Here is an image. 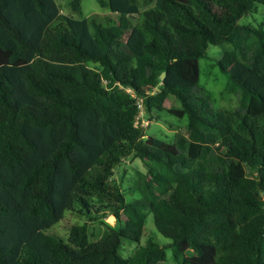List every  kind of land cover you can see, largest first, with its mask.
<instances>
[{"label": "trees", "instance_id": "obj_1", "mask_svg": "<svg viewBox=\"0 0 264 264\" xmlns=\"http://www.w3.org/2000/svg\"><path fill=\"white\" fill-rule=\"evenodd\" d=\"M97 1L112 14L0 0V264H158L149 214L178 264H264V26L240 22L264 0ZM211 44L233 108L200 82ZM142 110L186 130L147 134ZM134 158L144 169L124 188ZM67 210L86 221L49 231Z\"/></svg>", "mask_w": 264, "mask_h": 264}, {"label": "rangeland", "instance_id": "obj_2", "mask_svg": "<svg viewBox=\"0 0 264 264\" xmlns=\"http://www.w3.org/2000/svg\"><path fill=\"white\" fill-rule=\"evenodd\" d=\"M63 13L69 15L73 18H85L88 19L91 16L103 17L112 14L109 7H101L97 0H82V15L77 12H73L70 8L66 6V0H56ZM241 23H251L254 25L264 26V3H256V7L253 12L245 14L240 19ZM223 47L215 44L209 45L207 49V55L200 59L201 67V84L212 95V104L215 108H233L237 104L236 95L227 90V85L229 81V76L227 73L222 72L217 65V59L222 55ZM168 106L178 105V101L175 98L168 100ZM140 124L145 128L147 134H155L165 139H173L176 132L183 130L185 131V126L187 123L186 118H178L175 115L167 112L166 110L160 111L158 118L149 120L144 110L141 111L139 116ZM144 165L140 159H128L123 163L117 170V180L121 182L122 187L127 188L133 181L137 178L138 170H143ZM130 195V194H129ZM131 197V196H130ZM93 201L96 203L105 202L99 196L94 197ZM102 219L106 223L117 225L119 222L113 214H103ZM106 215V216H104ZM122 219H126V215L123 214ZM86 221L83 215L77 212L67 210L63 218L54 226L51 227L49 231L57 232L63 237H67L69 233V228L72 224H80ZM104 225L100 222H94L91 224V230L97 235L101 234L104 230ZM146 234L154 236V238L162 245H166L167 257L164 261L158 264H178L174 260V251L171 246H168L172 241L171 238L163 235L155 225L153 214H149L146 221L145 235L141 239V242H145ZM136 242L129 243L125 242L123 253L124 255H129L133 252L136 247Z\"/></svg>", "mask_w": 264, "mask_h": 264}, {"label": "water", "instance_id": "obj_3", "mask_svg": "<svg viewBox=\"0 0 264 264\" xmlns=\"http://www.w3.org/2000/svg\"><path fill=\"white\" fill-rule=\"evenodd\" d=\"M165 75H166V72L164 71V72H162L161 77L163 78V77H165Z\"/></svg>", "mask_w": 264, "mask_h": 264}]
</instances>
